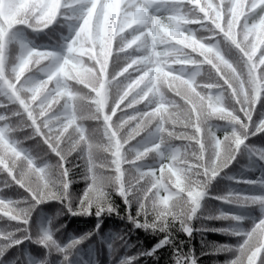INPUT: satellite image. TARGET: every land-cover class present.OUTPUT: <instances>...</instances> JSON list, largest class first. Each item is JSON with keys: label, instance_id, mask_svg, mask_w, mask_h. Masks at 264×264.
<instances>
[{"label": "clouds", "instance_id": "1", "mask_svg": "<svg viewBox=\"0 0 264 264\" xmlns=\"http://www.w3.org/2000/svg\"><path fill=\"white\" fill-rule=\"evenodd\" d=\"M120 3L121 0H109L95 43L83 39L73 43L89 31L94 3L82 14V22L62 52L49 51L34 42L15 41L17 54L12 71L16 78L33 69L43 73L44 78L26 79L28 87L22 95L32 110L26 119L18 117L22 124L5 121V128L11 124L14 135L17 127H22L24 138H31L41 152L34 154L20 143L9 148L0 139V165L7 173L6 182L11 177L28 193L21 197L25 207L15 210L9 207L10 202L0 199V213L15 219L35 211L41 203L56 201L59 206L47 214L39 230L29 231L26 220L27 227L21 235L46 249L65 251L53 239V234L66 225L65 215H76L81 210L89 214L91 208L96 209L97 216L104 211L111 213L118 207L114 195L126 205L122 218L126 216L133 229L142 226L141 218L130 212L137 204V212L141 208L145 214L152 212L153 219L147 223L160 231L175 229L190 236L191 225L206 212L202 201L209 195L213 181L232 163L233 148L248 132V124L232 105L239 106L250 118L245 108L257 103L255 65L250 66L253 55L246 51L251 44L247 23L239 42L228 33L206 40L197 36L195 29L176 24L172 16L150 13L147 5L136 7L117 24ZM68 7L62 0H34L7 33L6 40L0 31V61L15 40L10 33L16 26H26L39 34L64 15L61 9ZM132 25L138 27L126 33L125 29ZM259 26H264V9ZM215 27L221 28L219 24ZM208 31L212 34L211 29ZM156 45H162L161 50L157 51ZM233 50L239 54L236 60L232 58ZM72 52L79 55L66 57ZM190 64L195 68L188 69ZM69 65L79 69L75 77L70 76ZM69 81L79 87L73 88ZM261 114L264 116V110ZM85 120L96 122L91 130L83 123ZM73 159L80 161L79 178L85 182L80 196L70 190L68 164ZM169 160L171 164L165 162ZM157 162L159 179L155 176ZM165 171L170 175L167 182L163 178ZM125 174L130 177L127 188L122 179ZM101 187L103 197L97 195ZM161 188L167 193L163 197ZM231 192L229 189L215 198L236 205H256L260 219L244 227L247 218L243 215L219 209L215 215L209 213L208 220L229 224L215 231L237 238L236 243L217 249L227 253L228 258L215 264H264V196L249 200L232 197ZM161 205H168L173 215L162 217ZM12 235L13 232L6 233ZM47 261L46 252L37 264ZM176 264H197V260L190 249L186 258L177 259Z\"/></svg>", "mask_w": 264, "mask_h": 264}, {"label": "trees", "instance_id": "2", "mask_svg": "<svg viewBox=\"0 0 264 264\" xmlns=\"http://www.w3.org/2000/svg\"><path fill=\"white\" fill-rule=\"evenodd\" d=\"M33 2L34 0H0V31H3L5 40L7 33L28 11L29 5ZM64 3H72V6L69 9H61L64 15L58 16L53 25L39 34L23 25L16 26L10 33L15 40L10 49L5 50L3 61H0V139L9 148H15L16 144L20 143L34 154L41 152L40 146L35 144L31 138H24L22 127H17L14 135L11 132V124L5 128V121H11L17 125L22 124L18 117L23 116L26 119L32 110V105L27 103L22 95L24 89L28 87L26 79L29 77L44 78L43 73L35 72L34 69L32 72L25 71L19 79L16 78L12 71L17 54L15 41L34 42L35 45L49 48V51L62 52L65 42L75 34V28L82 22V14H86L87 9L91 8L93 3L95 7L92 11L90 29L87 33H82L81 37L73 43L77 44L80 39L89 43L98 41V26L103 20L109 0H65ZM142 5H147L148 11L152 14L174 17L176 24L195 29L196 35L206 40L215 39V34L228 33L239 42L246 23L250 29L248 36L251 44L246 51L253 55L250 66L255 65L253 75L258 90L257 103L255 106L248 105L245 108V111L250 113V118L241 112L239 106L232 105L241 120L248 124V132L246 136L240 137L242 142L233 148L232 163L221 170L220 175L209 189V195L202 201L206 208L205 214L201 215L199 222L191 225V235L188 236L175 229H169L167 232L160 231L159 227L147 223L153 219L152 212L149 210L145 214L144 208L137 212L139 205L133 204L130 209L131 215L141 218L142 225L133 229L126 216L122 218L126 205L120 197L114 195L113 198L118 207L111 213L104 211L97 216L96 209L91 208L89 214H84L81 210L76 215L69 214L63 217V220L67 221L66 225L53 234L57 245L65 249L61 253L55 249H46L31 239L21 238L27 227L26 220L29 221V231L39 230V226L47 221V214L59 206L56 201H46L38 205L35 211L29 210L15 219L0 213V264H37L44 258L46 252L47 264H125V262L126 264H176L177 259L186 258L190 249L197 264H215L217 261L228 258L227 253L217 249L220 246L236 243L237 238L230 237L222 231H215L214 229L226 228L229 224L224 220H208L209 213L215 215L219 209L243 215L247 218L243 222L244 227L258 223L260 214L256 205L251 203L236 205L229 201L217 200L215 197L228 192L229 189H232L230 193L232 197L238 195L240 198L251 200L264 196V124L261 123L264 119L261 114L264 110V76L261 75L264 71V26H259L264 0H121L117 24L125 15H129L135 11L136 7ZM230 20L232 21L231 28H229ZM216 24H219L223 31L221 28H216ZM137 27V25H132L131 28H126L125 32H131ZM208 29L212 30V34ZM253 47L255 48L254 53H252ZM161 48L162 45H156L157 51ZM113 52H115V42ZM78 55L79 53L72 52L67 53L66 57ZM238 56L239 54L233 50L232 58L236 60ZM186 67L195 68L191 64ZM239 69L244 70L242 63L239 64ZM68 70L72 77H75L79 71V69H72L71 65L68 66ZM246 79L247 73L245 72ZM69 82L72 83L73 88L79 87L73 81ZM83 123L91 130L96 122L85 120ZM165 162L171 164L170 160ZM149 163L151 164L152 161ZM159 163L157 162L155 172L157 179L161 177ZM79 165L80 161L75 159L68 164L70 190L77 196L82 195L85 189V182L79 178ZM123 168L127 169L128 165L124 164ZM6 176L7 173L0 165V199L6 203L10 202L9 207L13 210L25 207L21 197L27 196L28 193L11 177H8L6 182ZM227 176L231 179H227ZM163 178L165 182L170 178L167 171ZM122 179L127 188L130 177L125 174ZM159 191L162 197L167 194L163 188ZM97 195L103 197L102 187L97 191ZM83 202L80 201L81 204ZM160 214L167 218L173 215V210L168 205H161ZM13 215H16L15 211ZM159 223L160 221H157V224ZM236 223L239 222H233V224ZM14 229L19 231L15 232ZM8 232H13V235L6 236ZM117 236H121L122 239L117 240ZM162 240L163 243H161ZM68 245L71 247H66Z\"/></svg>", "mask_w": 264, "mask_h": 264}]
</instances>
